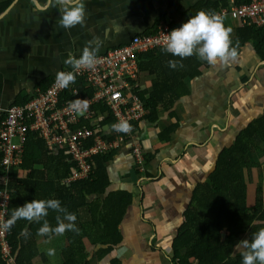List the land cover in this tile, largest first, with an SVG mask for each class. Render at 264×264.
Wrapping results in <instances>:
<instances>
[{"label": "crops", "instance_id": "1", "mask_svg": "<svg viewBox=\"0 0 264 264\" xmlns=\"http://www.w3.org/2000/svg\"><path fill=\"white\" fill-rule=\"evenodd\" d=\"M204 1L223 0H82L85 25L65 29L58 23L61 14L53 0H16L0 18V116L45 79L69 67L65 63L69 54L79 58L89 42L99 47L97 54L105 53L135 34L153 31L159 23L187 21L194 16L192 8ZM230 1L226 0L227 5ZM226 18L229 17L223 20ZM223 23L232 29L231 38L242 27L233 19ZM253 44L246 42L236 60L227 65L204 63L200 75L184 80L189 94L177 99L169 110L159 107L157 120L137 122L129 139L114 148L115 154L106 165L110 180L106 192L127 191L133 200L118 226L121 243L111 254L97 260L95 253L103 247L84 242L87 264H109L113 259L120 264L168 262V255L160 259L152 249L176 236L194 188L206 181L219 151L230 145L250 120L264 113V59L255 53ZM153 78L147 70H141L138 89H151ZM171 110L176 117L169 116ZM176 120L178 126L169 140H159V130ZM248 157L252 167L242 173V181L247 186V205L251 208L256 188L264 191L261 131L253 134ZM34 168L41 170L42 166ZM30 172L19 168L17 179H29ZM47 175L53 178L54 169H48L43 177L47 179ZM200 214L207 216L206 211ZM48 222L52 227L57 225L55 216ZM26 225L25 230L29 222ZM39 228L34 225L35 235L29 239L37 250L31 263L62 264L63 251L69 244L65 234L49 239L38 234ZM262 228L263 222L253 221L239 237L232 257L241 258L245 251L242 241ZM225 237L223 233L222 242ZM49 249H55L54 256L47 255Z\"/></svg>", "mask_w": 264, "mask_h": 264}, {"label": "trees", "instance_id": "2", "mask_svg": "<svg viewBox=\"0 0 264 264\" xmlns=\"http://www.w3.org/2000/svg\"><path fill=\"white\" fill-rule=\"evenodd\" d=\"M12 1L0 0V13ZM247 1L249 0H234V3L238 5ZM226 5V0L222 3L204 1L192 9L195 15L200 10L214 12ZM186 22L171 24L176 26ZM252 41L255 53L263 60L264 27H238L236 36L232 38L233 46H236L238 42V53L246 42ZM137 58L140 70H147L154 76L151 89L137 88L135 90L146 108L143 119L147 121L158 119L159 107L169 110L177 99L189 94L190 90L184 81L185 78L200 75V67L206 63L195 55L180 61L179 57L164 52L162 48L140 53ZM170 60L180 61L183 67L170 68L168 65ZM50 80L51 78H47L36 87L44 89ZM29 96L15 103H23ZM92 107H99L102 110L105 108L99 105ZM168 114L170 117H176L173 110ZM112 119L113 117L109 116L102 123L106 124ZM81 122L85 126L89 125L86 121ZM177 123L176 120L159 130V140H169L170 135L178 126ZM257 131L264 134V113L250 120L234 137L233 142L219 151L215 166L206 181L197 184L194 188L191 200L183 212L184 221L171 244V264H242L243 257H232L239 237L246 233L253 221L264 223V191L259 187L256 188L253 205L250 208L247 205L248 189L242 181V173L252 167L248 151L252 146L253 134ZM92 144L93 140L90 137L85 140V145ZM114 150L112 148L106 154L93 156L95 168L88 179L67 184L64 180L70 175L74 164L63 160L66 159L63 152H59L58 156L50 155L41 138L31 137L25 143L23 160L20 165L22 169H30V178L17 179L16 170H10V179L7 184L11 191L10 217L17 207L27 202L48 199H58L62 207L76 215L75 223L79 232L67 231L65 233L68 243L72 245L64 249L62 264H87L84 258V246L80 244L83 238H86L91 246L103 247L95 253L97 260L111 254L122 241L118 226L126 208L132 203L133 196L122 190L106 192L110 186L106 165L114 156ZM37 165L42 166V169L35 170L34 166ZM52 168L55 176L48 178L47 175V179L43 177L44 173ZM92 199L93 201L90 202ZM201 210L207 212L206 217L201 216ZM58 214L63 217V214L55 213L50 209L46 219L49 221L52 216L56 217ZM42 223V221L40 223L29 222L25 230L24 227L28 221L18 220L8 229L7 239L15 257V264H32L37 250L29 243V239H33L35 235L34 225L41 227ZM223 233L226 237L222 242ZM254 234L250 233L247 240L250 241ZM0 264H5L1 256ZM109 264H120V262L113 259Z\"/></svg>", "mask_w": 264, "mask_h": 264}, {"label": "built area", "instance_id": "3", "mask_svg": "<svg viewBox=\"0 0 264 264\" xmlns=\"http://www.w3.org/2000/svg\"><path fill=\"white\" fill-rule=\"evenodd\" d=\"M214 13L235 20L239 26L264 27V0H249L238 5L231 0ZM180 26L164 22L151 32L136 34L127 42L97 54L95 68L75 72V83L67 88L58 87L54 76L46 88L35 87L26 101L12 103L3 111L0 116V225L10 219L9 173L11 169L20 168L24 146L29 138H41L48 153L56 148V152H63L66 160L74 164L64 180L67 184L88 179L95 168L93 156L106 154L110 148L129 139L133 125L146 113L144 103L135 92L141 71L137 55L163 49L166 35ZM62 71L74 70L69 66ZM77 99L88 101L87 112L78 114L68 107ZM93 105L105 108L102 110ZM97 111L106 115L103 120L113 117L111 122L106 123L109 130L114 124L126 120L131 125V131L113 130L114 139L108 137L101 129L105 126L103 120L93 118ZM82 120L89 125L82 124ZM89 137L93 144L85 145ZM135 150L140 157V152ZM7 236L8 230L0 228L1 260L5 264H15Z\"/></svg>", "mask_w": 264, "mask_h": 264}, {"label": "clouds", "instance_id": "4", "mask_svg": "<svg viewBox=\"0 0 264 264\" xmlns=\"http://www.w3.org/2000/svg\"><path fill=\"white\" fill-rule=\"evenodd\" d=\"M53 4L59 8L61 15L58 23L62 28L71 29L77 25H85L86 8L82 0H53ZM231 33L232 29L224 25L223 18L219 14L200 10L182 26L173 29L170 34L166 35L163 51L179 57L180 61L195 55L210 65H227L235 61L238 56V42L236 46H233ZM98 51L99 47H93L89 42L79 58L69 54L65 63L71 66L74 71H59L56 75L57 86L67 88L70 84L75 83V72L81 69H94L98 63ZM180 61L170 60L168 65L172 69L183 67ZM68 107L75 113L83 114L88 111L89 103L87 100L77 99L71 102ZM112 127L116 132L128 133L131 131V125L126 120H121ZM50 209L63 214V217L59 214L55 217L57 221L55 227H52L46 219ZM76 219V215L62 207L58 199L33 200L17 207L12 212L10 219L0 225V228L8 230L18 220L35 223L42 221L38 234L51 239L53 235L61 236L67 231L78 233ZM242 244L245 249L242 253V264H264V228L256 232L250 241L243 240ZM47 255L54 256L55 249H49Z\"/></svg>", "mask_w": 264, "mask_h": 264}, {"label": "rangeland", "instance_id": "5", "mask_svg": "<svg viewBox=\"0 0 264 264\" xmlns=\"http://www.w3.org/2000/svg\"><path fill=\"white\" fill-rule=\"evenodd\" d=\"M225 20H229V21H232V19H230V18H226V19H224L223 21H225ZM207 70H205V72H206ZM209 71V70H208ZM212 71V70H211ZM216 70H214V72H215ZM234 71V70H233ZM247 71L249 72V71H251V70H249V69H247ZM214 72H211V73H214ZM218 72V71H217ZM208 72H206V74H207ZM219 73V72H218ZM225 73H228V72H225ZM213 76H215V75H213ZM139 88V87H138ZM263 89V88H262ZM96 114L93 116V118L94 119H104L105 118V114L103 113V112H100V111H97V112H95ZM135 126H137L136 124H134L133 125V127L135 128ZM104 127V128H103ZM101 129L103 130H105L106 131V135L108 136V137H110V138H113L114 139V134H115V132H113V128L111 129V130H109V127H108V125L107 124H105V126H102L101 127ZM125 140H126V137H125ZM117 144H120V143H118L117 142ZM110 149H112V148H110ZM109 149V150H110ZM49 154L50 155H52V156H58V154H59V152H56V148H53L52 150H50V152H49ZM65 156V155H64ZM64 161H66V159L64 158L63 159ZM68 162V161H67ZM93 201V199L92 200H90V202H92ZM10 208H11V206H10ZM65 222H67V221H65ZM222 236V235H221ZM174 238H175V236L174 237H171L170 238V240H168V242H166L167 244H168V246H166L167 244H160V248H159V245L157 246V248H153L152 250H155L156 249V255L160 258V259H162V258H165V257H167V255H168V259H167V261L168 262H166V264H171L170 263V259H171V257H172V252H171V244H172V241L174 240ZM84 242H86V238L84 239H82V241L80 242V244L81 245H83L84 244ZM72 245V244H71ZM70 244H68V246L67 247H69V246H71ZM84 246V252L86 251V246H85V244L83 245ZM90 252H88V254H89Z\"/></svg>", "mask_w": 264, "mask_h": 264}, {"label": "water", "instance_id": "6", "mask_svg": "<svg viewBox=\"0 0 264 264\" xmlns=\"http://www.w3.org/2000/svg\"><path fill=\"white\" fill-rule=\"evenodd\" d=\"M16 0H13L12 2H11V4L2 12V13H0V18L4 15V14H6L7 13V11L9 10V8L11 7V5L15 2Z\"/></svg>", "mask_w": 264, "mask_h": 264}]
</instances>
